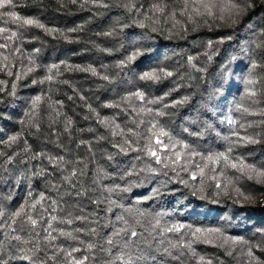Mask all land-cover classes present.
<instances>
[{
    "label": "trees",
    "instance_id": "1",
    "mask_svg": "<svg viewBox=\"0 0 264 264\" xmlns=\"http://www.w3.org/2000/svg\"><path fill=\"white\" fill-rule=\"evenodd\" d=\"M240 4L244 11L238 17L219 19L196 15L191 4L184 8V0H16L11 10L44 28H18L0 16V27L19 37L0 39L9 45L0 48V211L8 216L43 193L46 208L57 200L64 209L52 213L58 218L79 202L85 214L99 209L101 223L124 215L138 232L150 229L161 213L153 232L157 240L166 245L183 236L184 243L192 242L191 249H174L176 258L166 257V264H264V176L258 175L264 171V0ZM144 73L158 79L142 80ZM137 91L158 103L138 100L132 96ZM148 108L153 111L141 110ZM151 123L162 125L177 148L188 145L181 160L173 162L175 150L159 151L160 163L148 153ZM234 133L257 142L236 143ZM229 147L231 157L257 171L201 159ZM70 169L78 173L75 189L65 180ZM81 185L88 196L75 195ZM117 185L130 187L111 193L120 207L109 213L107 203H92ZM173 224L184 228L160 234ZM89 226L96 227L81 221L56 225ZM196 228L220 232L198 233L196 239ZM97 231L91 238L79 236L99 245L110 230ZM29 232L25 225L17 234L29 239ZM44 235L31 237L41 258L52 254ZM4 241L0 235V252L21 255L14 247L9 253ZM64 242L58 237L54 243ZM117 254L94 249L90 264H121ZM10 264L33 262L13 258Z\"/></svg>",
    "mask_w": 264,
    "mask_h": 264
},
{
    "label": "snow or ice",
    "instance_id": "2",
    "mask_svg": "<svg viewBox=\"0 0 264 264\" xmlns=\"http://www.w3.org/2000/svg\"><path fill=\"white\" fill-rule=\"evenodd\" d=\"M75 2V0H73ZM189 4H191L196 15H204L207 17L223 19L225 14H227L229 19H232L234 16H239L244 9L241 7L240 0H184V8L187 9ZM106 6V5H105ZM16 7V0H0V16H6L10 21L17 25V27L24 26H35L38 28H44V25L40 24L37 20L32 18H24L18 15L15 11L11 9ZM155 7V6H154ZM201 9L204 11L201 12ZM235 22V20H233ZM5 23H8L6 20ZM143 27V25H141ZM46 31H52L46 29ZM111 33H108L110 35ZM18 33L15 30H10L7 27H0V39L5 41L15 42L18 39ZM221 43L223 41H220ZM9 47L8 43H0V48L7 49ZM19 51V49H17ZM36 51H39L38 49ZM136 55L134 54L129 59L134 60ZM7 57H5V60ZM123 63V62H122ZM57 65H52V68H57ZM32 69L30 68L29 71ZM93 74H96L95 69H91ZM170 76L172 73H166ZM19 78V77H18ZM49 80L52 79L51 76L48 77ZM103 79L107 80L108 77L104 76ZM140 79L142 80H156L158 76L155 73H144ZM251 83V81H249ZM15 88V85H13ZM249 95H255L254 92H250ZM132 96H135L138 100L145 102L147 104L158 103L156 100H147L145 101V96L143 92L137 91L132 93ZM40 97H36L34 103L39 101ZM162 99V98H161ZM109 107L113 105H107ZM142 111L146 110L151 113L153 110L151 108L141 109ZM244 111H248L244 109ZM156 116H162L164 113L162 111H157ZM102 123H108L107 120L101 121ZM229 124H232L233 121L229 120ZM119 125H116V128H119ZM148 131L151 133L148 136V144L145 145L148 153L155 158L157 163L161 162V157L158 155L159 151H174L176 160L179 161L183 158V150L188 148V145H180L177 148L179 142L174 141L172 136L166 129L159 123H151ZM128 132L132 135L137 133L129 128ZM113 135H116L114 132ZM121 135H123V130H121ZM238 137L236 143H256L257 140L251 136H240L239 133H234ZM166 138V139H165ZM16 137H12L11 140L15 141ZM155 141L153 144L152 141ZM167 141V142H166ZM129 143V141H125ZM121 151H125L121 147ZM233 151L232 147H229L227 153L220 152L214 155L201 156L202 160L211 161L213 163H220L223 161L226 166L230 165L232 168L243 172L245 169L251 172H256L257 170L254 166L246 164L243 158H233L229 154ZM195 154V153H193ZM63 160V157L59 158ZM112 159V157H109ZM11 158H9V162ZM78 163H83L78 161ZM199 167V165L197 166ZM207 167V165H205ZM70 175L65 177V180L68 182L69 186L73 189L77 188V184L73 183V178L77 177L78 173L75 169H70ZM203 172V168H201ZM83 174V173H80ZM258 175L264 176V171L258 172ZM96 181H93L95 183ZM120 191H130V187L120 188L119 185L113 188H106L105 191L109 193L107 197L103 200H92L93 204L99 205L100 203H107L109 207L104 211L111 213L113 207H120L115 200L111 199V193ZM31 195V194H30ZM77 197H86L88 196V190L84 188L83 185L80 186V189L75 192ZM47 198L43 193L40 194L39 199H33L31 202L25 201L19 209L12 212L10 215L5 216V214L0 211V235H4L5 244L7 245L8 252L10 253L11 249L14 247L17 252L21 255L16 257L14 255H6L5 252H0V264H10V260L13 258L25 259L32 261L33 264H36V261H39V264H49V261L52 264H90L92 259L93 250H99L111 254L113 249L117 250V255L114 259L121 262V264H166V257H176L173 255L174 249H182L187 247L191 249L192 242L184 243L183 236H181L179 241L173 242L169 240L165 245L164 240H157V236L153 235V232L160 227V217L163 215L161 213L156 214L155 223L151 225L150 229H145L144 232H138L136 227L130 223L124 215H115L114 220H108L107 222H102L103 217L99 215V209L94 212H89L85 214V205L76 203L75 206L70 205L69 210L66 212L65 217L58 218L57 215L52 213L57 212L58 208L61 211H64L58 204L57 200H50V208H46L44 201ZM39 206V211L37 210ZM73 209L76 210L77 214H73ZM45 214L47 218L45 219ZM141 215H143L141 213ZM90 217H95V219H90ZM76 221L86 222L89 225L95 224L96 227L89 226L87 228L77 227L72 230H65L62 227H56L57 224L60 225H72ZM43 222L44 227L41 226ZM136 223H139L137 221ZM25 225L29 226V239H24L21 235L17 234L20 231H23ZM98 227L109 229L110 231L105 235L100 237L99 245L89 239L85 241L81 239L79 234L84 233L88 237H94L100 235L97 231ZM184 228L183 224H173L171 227H163V232H179ZM191 228V226H189ZM39 229V230H38ZM40 232H43L44 239L47 241V247L52 249V254L50 256H44L43 258L37 257L36 253L39 251V245L36 244L34 240L31 239L32 236L39 238ZM219 229H200L196 228L192 235L199 239L197 236L198 233H219ZM55 233V234H54ZM147 233V234H145ZM58 237L64 238V243L56 244L54 243ZM16 242L13 244L12 242ZM67 241L77 242L83 247H78L76 244H67ZM27 245H32V247L25 248ZM29 253H32L29 255ZM76 253H80L79 256ZM195 254V253H193ZM249 255H252L251 250H249ZM201 261H204V258H200ZM111 264V262H109ZM207 264H211V261H207Z\"/></svg>",
    "mask_w": 264,
    "mask_h": 264
}]
</instances>
